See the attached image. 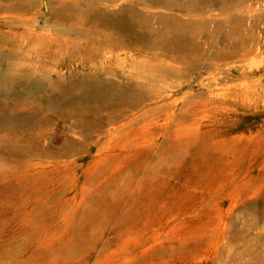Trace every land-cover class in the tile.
I'll return each instance as SVG.
<instances>
[{
    "label": "rangeland",
    "instance_id": "rangeland-1",
    "mask_svg": "<svg viewBox=\"0 0 264 264\" xmlns=\"http://www.w3.org/2000/svg\"><path fill=\"white\" fill-rule=\"evenodd\" d=\"M263 13L264 0H0V264H54L55 214L86 189L97 153L83 136L92 126L74 123L111 130L107 112L89 110L109 84L136 81L150 94L130 98L167 105L154 115L156 152L167 131L176 146L177 123L209 150L116 169L142 184L118 210L127 231L73 263L235 264L238 254L244 264L248 239L264 235L252 219L264 195L251 193L264 188ZM153 56L162 71L145 63ZM67 141L82 148L66 159ZM122 238L136 257L118 259Z\"/></svg>",
    "mask_w": 264,
    "mask_h": 264
},
{
    "label": "bare ground",
    "instance_id": "bare-ground-1",
    "mask_svg": "<svg viewBox=\"0 0 264 264\" xmlns=\"http://www.w3.org/2000/svg\"><path fill=\"white\" fill-rule=\"evenodd\" d=\"M151 48L155 49L156 47L151 45ZM150 61H154V63L151 64L154 72L158 71V69L162 71V66L157 63L155 56L145 63ZM136 83H140L137 85V89L119 84L121 86L118 90H115L113 87L118 84H109V88L105 90L103 94L105 96L103 98L105 99L97 98L94 102L95 105L92 107L93 111L91 109L89 110L88 114H95L94 112H107V115H105L106 125H111V130L103 131L101 124L87 123L86 121L74 123V127L80 128L82 131H84L87 126H92L90 129L91 133H84L83 136L85 140L96 146L97 153L92 163L85 171L87 178L86 189L78 192L77 198L72 197L63 200L62 203L65 206L64 211H58L55 214V222L58 223L60 220L62 224H64V227L60 224H58V226L64 230L59 234L60 238L55 251L54 264H74L73 262L81 257L84 262H87L90 256L95 257L98 255L97 245L101 246L102 244L103 249L106 248L107 251L115 247L111 242L102 241L106 233L121 235L127 231L124 220L118 218V210L124 206L129 190L133 186H141L142 184L129 177L115 175L114 171L116 169L123 166L125 167L131 163L147 161L151 157L154 159V166L161 165L166 162L168 157L172 155V152L175 150L179 152L180 156L184 157H189L190 154L196 151L198 152L197 154H199L209 150L207 145L199 142V140L203 139V136L199 134L196 135L194 132H188L183 128L181 129L178 126L180 123H177L175 124L176 130L174 131V135L178 138V140H176V146H170L171 135L169 134L170 131H167L164 134L168 135V138H166L164 144L162 143L161 146L163 147L161 152H156L159 145L152 141L155 133L151 130V128L157 124V117L154 115L159 109H167V105L160 107H145L140 105L136 98H130L132 93L135 94V97L150 94L149 89L144 86L143 82L136 81ZM116 99L120 100L115 102L114 100ZM70 108L72 107L70 106ZM135 110L137 111L135 112ZM125 112L132 113V118L126 123L118 125L123 120L118 118ZM77 114L78 113L75 112L67 117L75 118ZM166 127H164L162 131H165ZM70 129L73 130V127ZM102 133L106 135L104 140H101V136H99ZM156 134H159V132H156ZM141 146H143L144 149H138ZM81 148L82 146H80L79 143L67 141L64 145L61 157L67 159L71 156L72 152L80 150ZM90 148L92 147L90 146ZM251 193L252 197L257 198L260 195H264V188L256 184H251ZM261 206V208H255L252 212V219L256 225L264 222V198L261 201ZM61 210L63 209L61 208ZM116 247L120 252L119 260L128 255L135 256L136 251L131 245L126 244L125 238H122L121 242ZM246 257L247 260L244 264H264V235L256 234L254 237L248 239ZM242 259L243 257L238 254H234L231 258L235 264L241 263ZM130 263L131 262H129V264Z\"/></svg>",
    "mask_w": 264,
    "mask_h": 264
}]
</instances>
